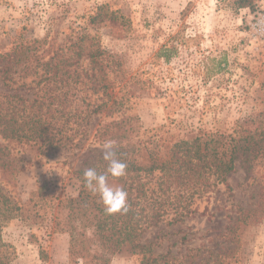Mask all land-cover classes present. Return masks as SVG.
<instances>
[{"label":"rangeland","instance_id":"1","mask_svg":"<svg viewBox=\"0 0 264 264\" xmlns=\"http://www.w3.org/2000/svg\"><path fill=\"white\" fill-rule=\"evenodd\" d=\"M98 12H115L126 23L91 25ZM83 33L119 61L123 83L116 89L127 83L129 106L147 131L141 141L167 145L196 133L230 134L238 121L264 115V0L253 9L238 8L235 0H0V54L17 45L39 53L56 50ZM218 63L221 72H210ZM10 147L21 172L15 186L0 172L5 194L27 201L46 184L49 201L46 209L30 205L24 217L3 223L2 251L9 264H70L69 235L55 232V205L57 199L77 195L82 156L90 148H103L91 138L79 152L44 153L35 143L12 142ZM228 182L231 191L220 186L210 204V212L221 207L213 218L198 215L182 227L149 231L146 239L164 235L155 253L171 252L182 260L191 252L199 255L198 264L215 246L222 252L231 247L234 264H264V156L241 157ZM206 206L204 200L199 212ZM233 211H239L237 216ZM139 263L140 256L128 248L111 256V264Z\"/></svg>","mask_w":264,"mask_h":264},{"label":"trees","instance_id":"2","mask_svg":"<svg viewBox=\"0 0 264 264\" xmlns=\"http://www.w3.org/2000/svg\"><path fill=\"white\" fill-rule=\"evenodd\" d=\"M257 1L235 0V5L253 9ZM90 23L118 27L124 26L126 19L115 12H98ZM39 50L17 45L0 54V172L5 182L15 186L21 172L12 142L35 143L44 153H52L82 151L90 138L99 148L106 140H114L117 157L128 165L127 175L116 182L127 191L130 210L126 215H106L99 196L84 187L85 169L95 167L104 172L108 166L103 151L88 149L77 173V195L57 199L55 205V232L70 238L69 263L111 264L112 255L128 248L140 256L139 264H196L199 255L190 256L191 252L182 260L171 252L155 253L154 245L164 235L154 240L145 236L162 225L182 227L198 215L215 216L221 207L210 212V204L216 201L220 186L231 191L228 179L237 161L243 156H264V115L238 121L230 134L196 133L167 145L147 143L141 141L147 132L141 117L129 106L127 83L119 86L120 91L116 89L123 83L119 61L104 51L95 37L83 33L65 47ZM35 57L36 66L32 67ZM216 67L210 72H221V64ZM46 191L43 184L27 201L20 196L13 201L0 186V264H9L2 251L3 223L24 217L30 205L42 204L46 209ZM204 200L207 206L200 213ZM238 212L233 211L235 216ZM214 248L198 264L236 262L235 255L228 254L233 248L227 247L225 252Z\"/></svg>","mask_w":264,"mask_h":264},{"label":"clouds","instance_id":"3","mask_svg":"<svg viewBox=\"0 0 264 264\" xmlns=\"http://www.w3.org/2000/svg\"><path fill=\"white\" fill-rule=\"evenodd\" d=\"M116 141L108 139L103 145V160L107 162V169L98 172L95 167H89L83 172L84 187L93 195H98L104 206L106 215H126L130 210L128 193L122 186L112 181H118L127 175L128 165L122 162L114 150Z\"/></svg>","mask_w":264,"mask_h":264}]
</instances>
